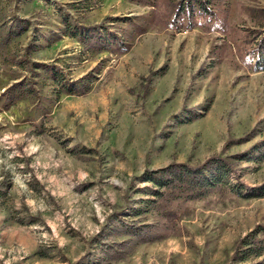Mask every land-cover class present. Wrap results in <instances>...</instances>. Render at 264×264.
<instances>
[{"label": "rangeland", "instance_id": "obj_1", "mask_svg": "<svg viewBox=\"0 0 264 264\" xmlns=\"http://www.w3.org/2000/svg\"><path fill=\"white\" fill-rule=\"evenodd\" d=\"M169 9V0H0V264H235L234 242L264 226V195L244 188L189 202L165 237L121 260L92 239L142 207L143 170L239 154L227 185L264 181L254 46L264 18L250 12L264 0H223L191 27L172 24Z\"/></svg>", "mask_w": 264, "mask_h": 264}, {"label": "trees", "instance_id": "obj_2", "mask_svg": "<svg viewBox=\"0 0 264 264\" xmlns=\"http://www.w3.org/2000/svg\"><path fill=\"white\" fill-rule=\"evenodd\" d=\"M221 1L223 0H169L170 22L175 24L180 21L186 27H191L196 18L212 16ZM250 12L255 19L264 18L262 9L250 10ZM19 22L24 23V20H19ZM260 27H264V24H260ZM23 30L24 26H20L17 33H21ZM80 31L86 35L85 33L91 32L92 29L81 27ZM260 31L259 37L254 43L257 56L255 66L258 63H263L262 67L264 68V28ZM86 38L89 39V36ZM40 65L42 66V64ZM16 86L14 83L8 87L7 91H15ZM71 90L72 85H68L65 91L70 92ZM257 151L261 152V157H264V145ZM243 158L244 156L241 155L240 158L239 154L226 157L213 155L196 165L170 163L158 169L143 170L138 180L146 184L135 188L134 191L145 196L144 199L139 200L142 207L131 209L130 217L116 216L110 220L108 226L103 225L100 231L92 237L96 247L108 260H121L134 244L151 242L165 237L175 221L190 213L187 206L189 202L200 200L212 193H223L225 190L233 191L236 195L241 196V190L244 188L246 192L243 197L263 196L264 181L252 187L243 186L239 182L233 186L227 185L226 176L231 171V161ZM147 212L153 215L155 222L147 223L144 219H137L138 216ZM109 236L124 238L110 242L108 241ZM228 262L264 264L263 225L254 226L234 242Z\"/></svg>", "mask_w": 264, "mask_h": 264}]
</instances>
